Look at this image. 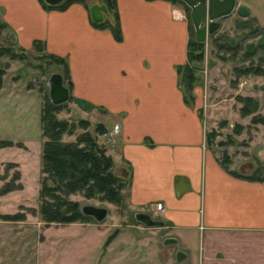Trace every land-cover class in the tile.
Segmentation results:
<instances>
[{
	"label": "crops",
	"instance_id": "crops-1",
	"mask_svg": "<svg viewBox=\"0 0 264 264\" xmlns=\"http://www.w3.org/2000/svg\"><path fill=\"white\" fill-rule=\"evenodd\" d=\"M254 2L236 0L218 32L237 15L264 26V8ZM117 7L121 42L91 24L85 1L58 10L40 0H0V19L17 45L30 50L39 40L49 53L65 57L74 98L105 116L107 130L121 128L119 134L112 130L117 139L107 140V148L116 166L122 161L130 168L128 201L164 221L158 254L146 240L145 256L125 262L120 244L109 237L104 248L116 254L99 264H264V181L235 175L220 162L207 141L198 85L192 106L179 86L177 66L187 62L190 39L185 6L117 0Z\"/></svg>",
	"mask_w": 264,
	"mask_h": 264
},
{
	"label": "rangeland",
	"instance_id": "rangeland-1",
	"mask_svg": "<svg viewBox=\"0 0 264 264\" xmlns=\"http://www.w3.org/2000/svg\"><path fill=\"white\" fill-rule=\"evenodd\" d=\"M85 2L91 10L97 8L98 18L109 15L103 11L104 0ZM254 3L255 8H264V0H255ZM261 13L264 15V11ZM184 16L188 21V14ZM243 17L237 15L229 19L222 32L209 37L205 43V58L198 63L197 85L203 127L208 133H216L213 151L221 160L229 157V167L236 173L257 175L260 172L264 174V73L241 71L260 69L264 72V26L257 24L249 15ZM7 30L3 31L0 46L8 45ZM15 46L19 54L26 56L24 60L11 59L8 55L0 57V68H6L0 89V141L12 140L25 146L0 148V173H5L8 163L15 162L18 167L11 169L8 180L19 170L21 178L16 183L22 184V188L0 195V211L10 214L25 211L28 214L22 221L0 220V264H99L105 257L111 258L116 254L112 249L104 248L109 237V241L120 244L121 250L118 251L122 252L125 262L131 260V256H145L147 250L141 242L146 240H152L153 251L158 254L159 242L164 240L165 233L158 226L145 229L147 225L138 218L141 210L131 207L128 201L130 168L122 161L114 166L116 173L128 183L123 190L121 206L87 198L80 193L71 196L83 207L107 208L105 219L97 220L92 216L90 222L45 225L39 215L27 211V207L39 206L38 195L44 176L41 125L44 96L49 92L48 82L52 73L63 72V67L41 57L34 48L25 50L17 44ZM64 83L68 86L67 80ZM238 96L255 97L258 100L257 112L242 116V103ZM89 109L76 98L64 103L59 117L77 125L75 136H66L65 139H75L84 131L78 124L87 120L90 123L88 129L113 156L107 148L110 145L107 140L115 142L117 137L113 136L112 130L119 134L121 128L116 131L117 124L112 125V130H107L109 136H103L98 133V125L103 124L101 121L105 116ZM255 115L261 122L253 121ZM105 122L113 124L111 118ZM3 183L1 181L0 186Z\"/></svg>",
	"mask_w": 264,
	"mask_h": 264
},
{
	"label": "trees",
	"instance_id": "trees-1",
	"mask_svg": "<svg viewBox=\"0 0 264 264\" xmlns=\"http://www.w3.org/2000/svg\"><path fill=\"white\" fill-rule=\"evenodd\" d=\"M42 5L47 9L64 10L75 1L84 0H66L56 6L48 5L44 0H40ZM182 3L187 11L189 19L190 39L187 48V62L178 65L179 86L183 92L185 103L189 106L195 104L194 90L197 86L198 63L203 62L205 58V43L196 40L195 29L191 20L190 7L181 0H173ZM103 11L109 15L105 18H98L93 10H91V24L97 29L111 30L114 38L121 42L124 34L121 26L120 14L117 7V0H104ZM8 29V24L0 19V38L3 31ZM17 42L8 40V45L0 46V57L4 55L10 56L11 59L24 60L26 56L16 51ZM33 48L41 53V57L48 58L51 62H55L63 67V72H58L63 76L64 81L67 80L68 87L72 95L73 81L71 77L70 67L65 57L49 53L42 41L35 40ZM23 49V48H21ZM263 74L262 70L252 69L243 70L241 73ZM6 68H0V89L3 87L4 75ZM242 103L241 114L248 116L257 112L258 100L253 96H238ZM64 104L55 105L52 103L50 94L47 92L44 96V105L41 113L42 136L44 138L42 149V187L39 197L38 207H27L34 215H39L45 225L53 224H71L76 222H90L93 215L85 212L79 201L71 198L74 194H82L87 198H96L100 201H108L117 206L123 203V190L128 184L121 175L116 173L114 166V157L108 154L107 149L99 143L97 138L88 129L90 123L87 120H81L78 126L84 131L76 135L75 139L66 140V136H75L77 125L67 118L59 117V113L63 110ZM202 116V110L200 111ZM254 122H261L257 115L253 117ZM107 132L103 124L98 125V133ZM216 138V133L211 131L207 135V141L210 146ZM223 145V142H219ZM23 147L22 142H14L12 140L0 141V148L3 147ZM220 162L229 169L230 158L226 156ZM18 165L10 162L5 168V173H0V182L4 181L0 186V195L19 190L22 184L16 183L21 178V173L16 170L11 179L8 180L12 168ZM235 175L242 176L235 172ZM243 177L253 181H264V174L243 175ZM27 212L21 211L13 214L2 213L0 211V220L22 221L27 219Z\"/></svg>",
	"mask_w": 264,
	"mask_h": 264
},
{
	"label": "water",
	"instance_id": "water-1",
	"mask_svg": "<svg viewBox=\"0 0 264 264\" xmlns=\"http://www.w3.org/2000/svg\"><path fill=\"white\" fill-rule=\"evenodd\" d=\"M48 5L56 6L62 3L63 0H44ZM190 7L191 20L196 33L198 42L206 43L208 38L216 34L222 26V19L230 16L236 6V0H181ZM93 8V12L96 14ZM11 42H17V37L13 31L8 36ZM49 94L53 104L62 105L68 102L71 98V92L68 86L65 85L63 76L59 73H52L49 79ZM83 210L95 216L97 220H103L107 216V208L84 206ZM140 221L147 226L164 225V221L155 220L149 213L138 215Z\"/></svg>",
	"mask_w": 264,
	"mask_h": 264
},
{
	"label": "built area",
	"instance_id": "built-area-1",
	"mask_svg": "<svg viewBox=\"0 0 264 264\" xmlns=\"http://www.w3.org/2000/svg\"><path fill=\"white\" fill-rule=\"evenodd\" d=\"M118 129H119L118 127L115 128L116 131H118Z\"/></svg>",
	"mask_w": 264,
	"mask_h": 264
},
{
	"label": "flooded vegetation",
	"instance_id": "flooded-vegetation-1",
	"mask_svg": "<svg viewBox=\"0 0 264 264\" xmlns=\"http://www.w3.org/2000/svg\"><path fill=\"white\" fill-rule=\"evenodd\" d=\"M66 0H63L62 3H64ZM85 1V0H84Z\"/></svg>",
	"mask_w": 264,
	"mask_h": 264
}]
</instances>
